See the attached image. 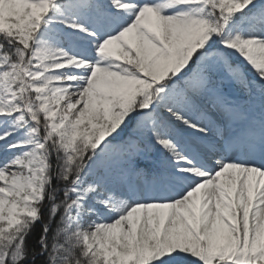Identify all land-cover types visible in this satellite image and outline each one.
<instances>
[{"label":"snow or ice","instance_id":"snow-or-ice-1","mask_svg":"<svg viewBox=\"0 0 264 264\" xmlns=\"http://www.w3.org/2000/svg\"><path fill=\"white\" fill-rule=\"evenodd\" d=\"M0 264H264V0H0Z\"/></svg>","mask_w":264,"mask_h":264}]
</instances>
